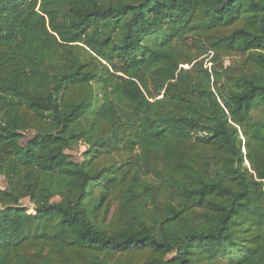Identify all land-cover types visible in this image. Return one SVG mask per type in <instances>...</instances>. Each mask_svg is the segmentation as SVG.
I'll return each instance as SVG.
<instances>
[{
  "label": "trees",
  "instance_id": "1",
  "mask_svg": "<svg viewBox=\"0 0 264 264\" xmlns=\"http://www.w3.org/2000/svg\"><path fill=\"white\" fill-rule=\"evenodd\" d=\"M0 176V264H264V0H0Z\"/></svg>",
  "mask_w": 264,
  "mask_h": 264
},
{
  "label": "rangeland",
  "instance_id": "2",
  "mask_svg": "<svg viewBox=\"0 0 264 264\" xmlns=\"http://www.w3.org/2000/svg\"><path fill=\"white\" fill-rule=\"evenodd\" d=\"M232 60H234L233 57H227L225 58V64H229ZM32 134L31 131H27L25 133V138L29 137ZM24 143V140L22 141ZM87 151V145L80 143L77 147L67 150L66 152L71 154V156L73 157V159L75 160H82L86 157L85 152ZM5 187V181L4 178L0 176V188H4ZM22 204L28 209V212L33 213V210L31 208V205L28 201V199H23L22 200ZM115 205H112L110 212L112 214V212L114 211ZM110 214V215H111Z\"/></svg>",
  "mask_w": 264,
  "mask_h": 264
}]
</instances>
